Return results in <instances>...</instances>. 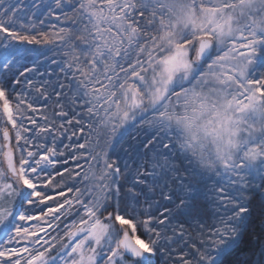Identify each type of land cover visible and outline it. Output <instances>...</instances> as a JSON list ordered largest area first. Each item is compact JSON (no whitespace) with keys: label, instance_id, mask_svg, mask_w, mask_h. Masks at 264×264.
<instances>
[{"label":"snow or ice","instance_id":"1","mask_svg":"<svg viewBox=\"0 0 264 264\" xmlns=\"http://www.w3.org/2000/svg\"><path fill=\"white\" fill-rule=\"evenodd\" d=\"M32 9L24 23L0 0V264H264V0ZM37 11L62 26L37 30ZM48 45L64 57L56 81L39 71L51 49L31 47ZM74 123L82 187L47 171ZM61 223L54 252L41 233Z\"/></svg>","mask_w":264,"mask_h":264},{"label":"rangeland","instance_id":"2","mask_svg":"<svg viewBox=\"0 0 264 264\" xmlns=\"http://www.w3.org/2000/svg\"><path fill=\"white\" fill-rule=\"evenodd\" d=\"M8 2H10L12 4H17V3L19 4L20 13H18V15H20L22 17L21 22L27 23L28 17L31 16L32 12L34 11L32 9L33 0H8ZM56 14L60 15L59 10H56ZM33 19L35 20V22L38 25L37 30L51 31L53 23H55L57 25V28L62 26L60 24V22L52 20L51 18H49V20L45 24L40 25L39 20L44 19V16L40 15L39 11H37V17H34ZM65 23H67V22H65ZM17 27H19V24H17ZM31 47H46L48 49H51V51L47 52V57H45V56L39 57V60L41 62L40 67H39V71L45 73L44 78H50L52 81H56L57 77H61V78L63 77V73H61L60 69L63 66L61 62L63 61L64 57L62 56V54L60 53V50L56 46L48 45V46H31ZM33 59H34L33 57H29L26 61H24L26 66L31 67L33 64ZM52 60H56L58 63L53 64ZM20 70L22 71L23 68H21ZM49 73L52 74L50 77L48 76ZM5 79H11V77H8ZM36 79L39 80L41 78L37 75ZM20 87L21 86H18V90ZM25 91H27V89H25ZM32 95L33 96L36 95L34 90L32 92ZM53 99H55V97H53ZM49 107H51L50 103H49ZM29 115H32V114L29 113ZM41 123H43V121H41ZM65 127L67 129V133L64 135H58L57 140H56V144L58 146L59 151H62L64 154L62 156L58 155L57 157H55L54 159H56L59 162L56 163L55 166L50 165L48 167L47 171L54 175L55 181H57V182L63 181L66 187L67 186L82 187V185L78 182L79 177H75L74 174L76 172H80L81 174H83V171H86L88 168V163L85 161V159L80 158L82 155H87L86 150L85 149H79L78 147H76L77 143H83L84 142V138L80 137L79 134H77V136H72L71 139H69L72 131L74 129H78L80 127V125H76L74 123L72 126L66 125ZM137 131L140 132L138 139L143 140L144 142H147V140L149 138H151V136H152V132L150 129H148L147 126H144L143 128H139V129H137ZM13 142H14V140H13ZM47 143L49 145H51L53 143V141L49 138ZM65 145H68V147H65ZM117 154L122 155L121 153H117ZM73 157H78V158L73 159ZM65 169L67 171H65ZM57 172H64V176L61 177L59 175H55ZM70 173H71V175H70ZM47 191L50 192L51 194L55 195V193L60 191V189L49 188V189H47ZM71 195H72V193H68V196H71ZM56 199L62 200L63 197H56ZM157 199H160V198L157 197ZM48 203L54 204L55 201L50 200V201H48ZM160 203H161V205H165L168 202L160 199ZM41 207H43V206L36 205L35 208L32 210L38 213L39 209ZM162 210H163V208H161V211ZM17 223H23V222L18 221ZM37 223H38L37 221H30V222H28V224L26 226L36 225ZM156 227L159 228L161 226L157 224ZM184 227H185L186 233L192 234L193 237L195 236V231L197 228V226L195 224H191V225L185 224ZM64 231H66V229L64 228L63 223H61L59 228L54 226L53 228H49L46 233H41V237H43V239H47L50 243L56 244L57 247H56V249L53 250L54 252H56V251L60 250V238L63 236ZM187 238L188 237L185 236V239H187ZM41 244L43 245V240L41 241ZM19 246H21V245H17V247H19ZM47 246L48 245H43V247H47ZM35 247L41 248V250H43V247H41V245H35ZM166 259H167L166 257L164 259L157 257L154 261V264H165ZM168 264H170V262H168Z\"/></svg>","mask_w":264,"mask_h":264}]
</instances>
